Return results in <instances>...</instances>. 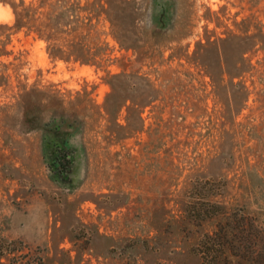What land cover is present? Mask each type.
Returning a JSON list of instances; mask_svg holds the SVG:
<instances>
[{
  "label": "rangeland",
  "instance_id": "374dc122",
  "mask_svg": "<svg viewBox=\"0 0 264 264\" xmlns=\"http://www.w3.org/2000/svg\"><path fill=\"white\" fill-rule=\"evenodd\" d=\"M16 1L0 0V24ZM112 6L123 128L0 136V264H264V0ZM0 43V103L19 83L99 105L110 90L103 68L52 59L32 33L0 27Z\"/></svg>",
  "mask_w": 264,
  "mask_h": 264
},
{
  "label": "trees",
  "instance_id": "16d2710c",
  "mask_svg": "<svg viewBox=\"0 0 264 264\" xmlns=\"http://www.w3.org/2000/svg\"><path fill=\"white\" fill-rule=\"evenodd\" d=\"M113 2L124 3V0H17L8 3L13 22L9 26L0 24V27L13 32L23 30L25 34L32 33L45 43V50L52 59L103 68L110 90L99 105L93 102L87 91L82 94L76 92L70 97L58 89L19 83L12 96L13 101L0 103V136L11 137L14 131L37 132L42 137H56L65 132L69 135L82 131L80 124L84 119L103 121L105 130L110 133H114L109 129L110 124L123 128L116 119L125 102L132 101L125 95L128 74L106 70L112 59L105 35L110 34L120 48L125 47L122 39L124 28L112 19L115 13ZM101 22L108 24V32L99 30ZM5 53L4 45L0 43V55ZM5 78L0 72V85ZM87 104L91 108L90 113H87ZM13 110H16L15 115ZM52 164L58 163L53 160ZM215 245L212 237L207 236L201 242L202 253L212 255L216 252L213 249Z\"/></svg>",
  "mask_w": 264,
  "mask_h": 264
}]
</instances>
